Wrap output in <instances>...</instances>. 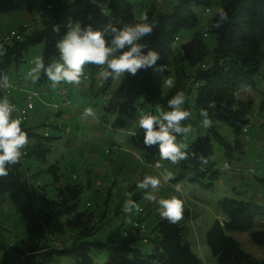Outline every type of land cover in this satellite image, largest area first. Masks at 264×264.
<instances>
[{
    "label": "trees",
    "instance_id": "1",
    "mask_svg": "<svg viewBox=\"0 0 264 264\" xmlns=\"http://www.w3.org/2000/svg\"><path fill=\"white\" fill-rule=\"evenodd\" d=\"M213 1L176 0L169 13L156 16L158 26L142 43L147 45L142 49V54L146 55L149 50L159 54L156 66L141 69L135 76L127 73L121 76L118 87L103 108L104 114L114 115L111 124L114 131L125 127L137 100L150 103L157 100L161 96L163 81L172 73L175 83L164 98L166 110H170L167 106L168 100L177 92L186 90L189 96L194 89V106L198 112L207 109L212 122L227 125L238 137L243 134L250 102L242 101L238 97L245 91L243 89L255 87L261 63L264 61V0H216L220 10L212 17L207 28L208 34L214 40V48L210 51L203 36L194 32L189 42L181 45L179 49H173L182 31L197 27L199 20L193 10L200 9L208 13ZM35 3L48 12L50 18L42 21L39 29L25 33L26 28H21L16 32L18 39L6 44L0 43V65L7 72L11 66L16 70L22 63L23 55L34 46H40L39 56L44 58L45 67L59 58L55 45L68 31L66 24L69 19L73 22L79 21L82 27L90 24L93 30L100 31H104L109 23L120 27L125 23L137 22L133 16L132 4L126 0H108L104 5L102 0H56L55 4L54 0H0V14L15 11L28 13ZM151 10L147 14L149 19L153 12ZM221 10L227 14V20H220ZM217 23L220 24L219 27ZM56 28L59 29L58 32L54 30ZM105 39L110 42V30L105 34ZM161 66H164L163 71ZM99 67L85 65L84 71L93 74ZM19 78L21 82L18 84L28 79L27 76L17 75L10 82L16 83ZM87 80L86 75L81 77V83ZM113 81L111 78H103L100 94L106 93ZM35 84L43 85L45 89L51 86L47 94L54 95L55 87L43 70ZM64 84L66 93L63 96H54L51 102H69V106L54 109L57 112L71 107L69 84ZM16 94L17 92L14 93L15 96ZM212 101L215 102V108L208 107ZM36 107L44 106L36 103L35 111ZM183 108L190 112L186 104ZM188 120L189 118L182 121L181 125H185ZM44 127L48 125L44 124ZM21 128L28 135V144L21 150L24 154L20 162L7 166L9 174L0 177V196L5 195L15 214L27 223L25 243L21 250L20 246L17 249L23 264H41L40 260L34 261L35 257L49 254L64 256L69 259L70 264H99L96 262L99 255L105 258L101 264H201L186 241L187 230L184 222L180 220L173 224L163 219L160 214L155 217L154 229L150 235L145 233L140 237L138 231L134 230V237L125 234L121 240H90L97 231L95 215L89 211V207H80L82 193L89 187L90 182L87 180L86 185L69 183L59 168L52 165L43 171L52 175L55 192L52 200L46 199L45 186L32 184L34 176H29L30 167L27 162L33 161L38 165L45 163L51 146L58 138L51 137L47 132L39 135L36 131L38 127L30 124L29 120L21 124ZM64 133L68 131L65 130ZM206 133L205 136L196 138L184 151L187 159L175 164L179 170L177 180L183 179L188 173L194 175V182L206 177L215 179L218 171L211 162V143L220 144L227 157H231L230 152L239 146L235 144L232 149L222 140L212 124ZM173 134L177 138L182 135ZM143 140L144 131L141 128L133 137L130 136V144L135 150L159 152L158 143L146 146ZM201 156L206 163L199 159ZM37 202L44 204L42 210L37 207ZM216 208L222 219L216 220L205 235L206 245L215 264H264V259L256 260L245 253L229 236L231 233H248L253 245L264 248V227L255 224L257 219H264V205L223 197L217 201ZM59 219H64L68 244L62 243V248L56 249L49 244L47 236L49 226ZM139 242L150 243V253H144L137 245Z\"/></svg>",
    "mask_w": 264,
    "mask_h": 264
},
{
    "label": "rangeland",
    "instance_id": "2",
    "mask_svg": "<svg viewBox=\"0 0 264 264\" xmlns=\"http://www.w3.org/2000/svg\"><path fill=\"white\" fill-rule=\"evenodd\" d=\"M107 1L102 0V5ZM126 1L132 4L134 19L140 22L141 16L148 14L151 9L153 12L150 19H156L158 14L169 13L176 0ZM55 3L56 0H54ZM219 10L220 6L216 0L209 7L208 13L194 9V14L199 20L197 27L182 31L173 49H179L181 45L191 40L194 32H199L211 51L215 43L212 36L208 34L207 28L210 20ZM39 13H42V16ZM49 18L50 14L36 3L32 5L28 13L15 11L0 14V39L9 32H18L21 28H26L25 33L39 29L41 22ZM148 37L149 35H146L139 43L145 42ZM39 52L40 46L31 47L23 55L22 63L16 70L14 66H11L7 72L1 65L0 69L4 70L10 81L17 75L26 77V72L34 67L32 61L39 56ZM58 60L59 58L55 61ZM105 70H107L106 66L99 67L93 74L84 71L83 75L88 77L87 81L80 83L79 86L68 85L70 108L57 112L48 106L36 107L35 113L30 117V124L38 127L36 131L39 135L47 132L51 137L58 139L51 146V152L45 163L38 165L33 161L27 162V166L30 167L28 174L34 176L32 184L44 185L46 199L52 200L55 193L52 175L43 172L52 165L59 168L69 183L86 185L88 180L90 185L82 193L80 207L84 208L85 204H88L89 211L95 215L94 224L97 226V231L90 240L100 241L110 238L121 240L124 239L125 234L134 237L133 225L136 222L146 226V234H152L155 217L160 214V209L157 203L146 200L145 195L151 192L157 199L171 198L175 195L184 202L181 221L184 222L187 230L186 241L190 250L201 264H215L206 245L205 235L216 220L222 219L216 208L217 201L228 197L264 205V61L261 63L255 87L243 89L245 91L238 97L242 101L250 102V111L246 117L247 125L244 127L246 136L240 134L238 137L227 125L212 122V126L226 144L232 149L235 144L239 146L230 152L231 157H227L225 149L217 142H212L211 162L215 164L217 176L213 180L206 177L198 179L197 182L193 181L192 173L177 180L179 170L170 161L160 160L158 151L135 150L130 144L129 135L139 129L137 123L139 110L156 114L157 105L166 110L164 98L170 88L165 86V80L161 96L151 103L144 102L142 99L137 100L125 127L120 131H114L111 128L114 115L104 114L103 108L107 105L112 92L118 87L120 77L114 79L106 93L100 94L103 80L101 72ZM169 77L174 79L172 73ZM27 80L30 84L28 90L38 91L42 95L47 94V90L51 88V86L48 89H45L43 85L37 86L30 77ZM183 92L186 97L185 104L189 107L191 114L185 126L192 128L187 135L182 134L180 138H177V143L187 146L181 149L185 151L196 138L205 136L209 127L202 126L203 117L195 109V90L192 89L189 96L186 90ZM54 96L56 97L55 93ZM86 108H92L95 115L85 116ZM44 124L48 127H44ZM65 130L68 133H64ZM245 138H248L247 142L244 141ZM157 161L161 165L159 168L155 166ZM169 174L172 178L165 179ZM145 175L158 177L161 180L160 187L139 189L137 184L144 179ZM177 184L183 186L181 193L175 191ZM128 199L136 203L141 211L137 212L133 209L126 212L124 205ZM43 206L44 204L37 202V207L41 210ZM255 224L264 227V219H257ZM48 233L49 239L53 242H59V244L68 242L64 219L55 220L49 226ZM26 234L27 223L15 214L8 198L5 195L0 196V264H23L17 249L18 246L20 250L22 249ZM229 236L245 253L256 260L264 259V248L253 245L248 233H231ZM137 245L144 253H150V243L139 242ZM104 259L103 255H99L96 262L101 264ZM39 260L41 264H70L68 258L56 254L34 259L35 262Z\"/></svg>",
    "mask_w": 264,
    "mask_h": 264
},
{
    "label": "clouds",
    "instance_id": "3",
    "mask_svg": "<svg viewBox=\"0 0 264 264\" xmlns=\"http://www.w3.org/2000/svg\"><path fill=\"white\" fill-rule=\"evenodd\" d=\"M220 20H227V14L221 10ZM158 26L155 18L149 19L147 13L143 14L140 22L125 23L120 27L109 23L104 31L93 30L92 25L81 26L79 21L73 22L71 19L66 24L68 31L62 39L56 42V49L59 53V60L53 61L45 67L42 56L35 57L32 61L34 67L28 72V76L36 81L39 79V73L43 70L52 86L56 87L61 82L69 85H79L81 77L84 74L85 65L106 66L105 71L101 72L102 77L116 79L124 76L126 73L135 76L141 69L153 68L160 58L155 51L149 50L146 55L142 54V49L147 45L139 43L146 35L153 33V29ZM220 24L217 23V27ZM59 31L58 28L54 29ZM110 30L111 40L106 41L105 34ZM164 66L160 69L163 71ZM174 79L168 77L164 84L168 88L174 86ZM11 87L9 76L4 70L0 69V89ZM185 93L177 92L168 100L167 106L170 110H165L160 105L156 106L155 113H141L138 118V126L144 131V144L152 146L159 144L160 160L170 161L173 165L187 159L186 152L182 148L187 146L177 143V136L173 133L187 135L192 131L191 126L181 125L191 115L189 111L182 107L185 104ZM209 108H215V102H209ZM15 111V105L11 104L7 97L0 100V177H6L8 167L20 162L24 149L28 144V135L22 130L23 123L20 118H12ZM85 116H94L92 108L84 110ZM200 115L203 117L202 126L207 128L211 126L207 109H202ZM158 126V130L157 129ZM133 135L135 133H132ZM202 162L207 161L203 156L199 158ZM157 168L161 167L157 161ZM169 174L165 179H171ZM161 180L152 175H145L144 179L137 184L139 189H158ZM177 193L183 191V186L177 184L175 187ZM148 201L159 205L160 216L170 223H178L183 219L184 202L177 196L171 198H159L151 192L144 197ZM125 211L130 212L135 209L141 211L140 207L131 199L126 200Z\"/></svg>",
    "mask_w": 264,
    "mask_h": 264
},
{
    "label": "built area",
    "instance_id": "4",
    "mask_svg": "<svg viewBox=\"0 0 264 264\" xmlns=\"http://www.w3.org/2000/svg\"><path fill=\"white\" fill-rule=\"evenodd\" d=\"M40 14V13H39ZM13 39H18L16 32H9L8 34L4 35L0 39V43H10ZM29 70L26 72V76H28ZM19 82H21V78L18 79L16 83H11V87L9 88H3L0 89V100L4 99L5 97L8 98L9 102L13 105H15V111L12 113V118H20L22 119L24 124L29 120L31 115L35 113V104L39 103L43 106H48L51 107L52 109L58 110L60 107H67L69 106V102H62V103H52L51 101L54 100V95H48V94H40L39 92L36 91H31V90H24L21 89L19 86ZM20 93L21 98H16L14 93ZM65 84L61 82L59 85L55 87V94L59 96H63L65 94ZM45 96V98H43ZM141 113H146L142 111H138V114L140 116ZM150 114V112H147ZM244 135H246V129H243L242 132ZM129 136L133 137L134 135L131 133ZM248 141V138H245V142ZM109 154V153H106ZM23 157V156H22ZM22 159V158H21ZM86 208L89 207L88 204L85 205ZM133 229L138 231L139 236L143 237L144 234L146 233V227L142 223L136 222L133 225ZM127 237V235H126ZM49 244L56 249L62 248L61 244L59 242H53L49 239V236H47ZM145 242V241H144Z\"/></svg>",
    "mask_w": 264,
    "mask_h": 264
},
{
    "label": "crops",
    "instance_id": "5",
    "mask_svg": "<svg viewBox=\"0 0 264 264\" xmlns=\"http://www.w3.org/2000/svg\"><path fill=\"white\" fill-rule=\"evenodd\" d=\"M29 82H28V80L26 79L24 82H22V83H20L19 84V86H20V88L21 89H24V90H28L29 89ZM38 92V91H37ZM40 93V92H39ZM16 98H21V95H20V93H18L16 96H15ZM30 120V119H29Z\"/></svg>",
    "mask_w": 264,
    "mask_h": 264
}]
</instances>
